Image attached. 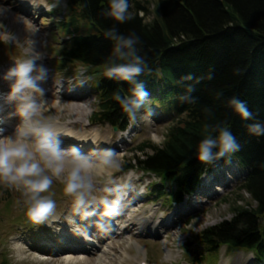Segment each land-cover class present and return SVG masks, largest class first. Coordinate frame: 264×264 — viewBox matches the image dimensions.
Wrapping results in <instances>:
<instances>
[{"label": "trees", "instance_id": "obj_1", "mask_svg": "<svg viewBox=\"0 0 264 264\" xmlns=\"http://www.w3.org/2000/svg\"><path fill=\"white\" fill-rule=\"evenodd\" d=\"M67 3L68 15L59 25L70 38L59 52V70L79 64L100 73L94 87L99 110L91 120L124 132L138 116L136 110L125 112L115 99L117 93L130 95L132 86L104 74L114 48L105 32L115 27L124 36L139 37L140 55L151 69L138 78L149 94L141 109L156 103L149 108L173 121L161 145L145 141L133 150L124 172L137 169L157 177L162 185H154L152 192L180 202L197 190L214 162H237L245 173L239 191L248 193L253 205H235L231 219L205 229L197 239L206 252L224 245L252 252L264 262V135L248 130L250 124H264V0H156L153 11L148 0H129L131 19L125 23L104 15L109 0ZM185 95L194 102L181 100ZM233 97L246 103L252 119L235 113L229 106ZM205 124L226 125L239 150L212 163L200 162ZM168 184L174 192H167ZM203 258L201 253L194 261ZM0 264H8L6 258Z\"/></svg>", "mask_w": 264, "mask_h": 264}, {"label": "rangeland", "instance_id": "obj_2", "mask_svg": "<svg viewBox=\"0 0 264 264\" xmlns=\"http://www.w3.org/2000/svg\"><path fill=\"white\" fill-rule=\"evenodd\" d=\"M8 1L18 9L11 12L16 18L29 21L40 44L36 50L43 52V63L48 69L47 79L52 83L51 86L44 85V103L53 99L49 94L54 87L60 92L57 101L65 99L63 93L85 97L81 104L85 107L83 112L78 110V113L71 104L61 102L56 108L50 106L44 109V117L52 122L67 124L74 132H93L92 138L96 134L101 135L103 149L99 155L111 150L113 164L109 172H104L95 180L89 206L79 210L75 207L74 197L65 195L62 179L53 177L46 195L55 201V211L41 224L29 219L23 188L0 181V262L6 258L8 264H264L247 250L230 251L224 245L218 252H206L197 239L205 229L231 219L235 205H253L251 196L239 191L244 175L239 169L240 165L234 161L226 164L214 162L212 170L204 174L200 181L201 187L206 186L202 190L204 194H200V188L195 195L185 196L180 202L166 195L159 197L156 190L152 192L154 185H162L157 177L145 175L137 169L124 172L123 168L134 158L133 150L142 142L151 141L161 145L168 127L173 124L172 119L155 112V107L152 111L149 107L157 104L148 102L146 110H136L138 116L130 120L128 132L121 133L110 125L94 123L91 118L99 110V98L94 87L100 73L79 64L59 70V52L70 38L59 25L68 15L67 0ZM148 1L153 11L156 0ZM34 6L38 7L35 9ZM24 10L29 15H24ZM28 48L30 41L25 37L16 38V31L11 29L9 19H4L0 30V87L4 71L18 60L27 58ZM114 181H120L121 186L127 187L124 196H130L132 202L121 216L117 195L109 189L114 186ZM174 190L175 186L168 184L167 192ZM183 207L185 213L177 214ZM133 216H139L148 226L143 233L123 232L122 221ZM98 217L101 220L107 217L103 228H113L110 236L109 231L95 236L97 239L91 236L96 228H91L93 221H101ZM169 218L174 221L173 224L171 221L164 224ZM85 239L92 240L95 245L85 243ZM166 249L171 250L170 257H167ZM201 253L204 258L195 263L194 259L200 257Z\"/></svg>", "mask_w": 264, "mask_h": 264}, {"label": "clouds", "instance_id": "obj_3", "mask_svg": "<svg viewBox=\"0 0 264 264\" xmlns=\"http://www.w3.org/2000/svg\"><path fill=\"white\" fill-rule=\"evenodd\" d=\"M129 8V0H109L104 15L117 23H125L131 19ZM105 36L114 42V48L104 74L132 86L128 96L115 94L124 111L131 114L148 99L144 82L138 78L146 72L150 74L151 69L140 55V39L135 33L124 36L113 27L105 32ZM26 51L27 58L18 60L3 75V79L10 82L7 99L16 103L21 123L13 135L0 136V181L23 188L27 215L33 223L41 224L55 211V201L46 195L53 177L62 179L64 193L74 197L77 210L86 208L92 199L98 170L112 163L113 153L105 150L92 160L75 147L71 150L61 148L54 122L43 115V98L46 96L43 84L48 78L44 56L31 47ZM181 100L194 102L188 95L182 96ZM229 106L243 120L253 118L246 103L238 98L233 97ZM248 130L253 135H264V124H250ZM203 131L205 136L198 146L200 162L212 163L239 150L236 138L226 125L205 124Z\"/></svg>", "mask_w": 264, "mask_h": 264}, {"label": "bare ground", "instance_id": "obj_4", "mask_svg": "<svg viewBox=\"0 0 264 264\" xmlns=\"http://www.w3.org/2000/svg\"><path fill=\"white\" fill-rule=\"evenodd\" d=\"M21 1L23 3H29V0H21ZM35 4H37V2H35ZM14 6L15 5H13V3L9 2L8 0H0V30H2V21L4 19H9L11 29L16 31V38L19 39L21 37H25L28 41H30V47L32 49H34L35 51L40 52L43 55L42 51L36 50L40 44H39V41H37V37H35L33 31L31 30L32 28H31L29 21L28 20H21L18 17L16 18L15 14H13V13H14V11H16L18 9L14 8ZM37 7L38 6H34L35 9ZM11 12H13V13H11ZM23 14L29 15L27 10H24ZM9 68L10 67H8V69ZM6 71H4V73H6ZM4 73H3V75H4ZM3 75H2L3 83H2V86L0 87V130L4 131L5 133L2 132L3 135H2V133H0V136H9V135H13L16 132L17 126L21 123V118L19 117V115L17 113L16 103L9 101L7 99L8 94L10 93V82L5 81L3 79ZM44 85H50L51 86L52 83L50 80L47 79L46 83L43 84V87H44ZM56 89H57V87H54V90L50 92L49 95L53 99L44 103V105H45L44 109L49 108L50 106H54L56 108V107H58L59 103L62 102L66 105L71 104L73 106V109L76 108L77 111L78 110L80 112L84 111L85 107L81 105L82 102H84V98H85L84 96L73 95V94L69 96V95H65V93H63V95H64L63 97L65 99L57 101L59 98L60 92L56 91ZM2 91L6 92V93H2ZM79 111H78V113H79ZM54 124H55L54 130L58 134V138L60 141L61 148H64L65 150H71L73 147H75V148L79 149V151H80V153H82V155L89 157L92 160H95L99 156V153H100L99 151L101 150V148L103 149L102 141H100L101 139H103V137L101 135L96 134L92 138L93 132H87V131H82V130L74 132L72 128L67 127V124H60L58 122L57 123L54 122ZM72 125H73V123H72ZM95 153H97V154H95ZM112 164L113 163H111L110 165H108L106 167L99 168L98 174L96 176V180H97L98 176H102V174L104 172H109L112 169ZM216 176H218V175H216ZM130 178L131 177H129L128 179H130ZM208 188H210V187H208ZM109 189L113 193H115V195H117L116 199L119 200V206L121 208L120 216L124 215L125 209L127 208V206L130 203H132L130 196L129 197L124 196L125 191H127V187L121 186L120 181H117V182L114 181V186L110 187ZM201 193L204 194V192H202V189L200 191V194ZM185 196H187V197L193 196V194L185 195ZM97 207H99V206H97ZM100 209L103 210V208H100ZM132 211L134 212L135 209H133ZM183 212L185 213L184 207L180 208L177 211V214H181ZM98 219L101 220L99 217H98ZM106 221H107V217L105 219L103 218L100 221V223H98V222L95 223V221H93L94 225L91 226V228L96 227V231L98 232L97 233L98 235L103 234L104 232L106 233V231H109L108 236H110L111 235L110 233L113 232V228L109 227L107 229H104L103 224L106 223ZM143 221L144 220L141 219L139 216H133L126 221H122L121 228H123V232H126V233H130V232H141V233H143L148 228V226L144 225ZM170 221H171V219L169 218L167 221L164 222V224H167ZM173 222L174 221H171V224H173ZM161 224H163V223H161ZM114 233H116V232L114 231ZM166 247L170 249V247H168V245ZM138 248L140 249V247H138ZM169 249H166L167 257L171 256V250H169ZM104 252H106V251H104ZM141 264H148V263L142 262Z\"/></svg>", "mask_w": 264, "mask_h": 264}, {"label": "water", "instance_id": "obj_5", "mask_svg": "<svg viewBox=\"0 0 264 264\" xmlns=\"http://www.w3.org/2000/svg\"><path fill=\"white\" fill-rule=\"evenodd\" d=\"M115 131H117V128H115Z\"/></svg>", "mask_w": 264, "mask_h": 264}]
</instances>
